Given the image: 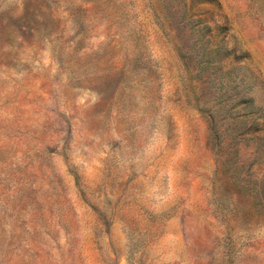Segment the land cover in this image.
Instances as JSON below:
<instances>
[{
    "label": "rangeland",
    "instance_id": "rangeland-1",
    "mask_svg": "<svg viewBox=\"0 0 264 264\" xmlns=\"http://www.w3.org/2000/svg\"><path fill=\"white\" fill-rule=\"evenodd\" d=\"M0 264H264V0H0Z\"/></svg>",
    "mask_w": 264,
    "mask_h": 264
}]
</instances>
